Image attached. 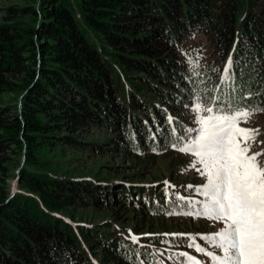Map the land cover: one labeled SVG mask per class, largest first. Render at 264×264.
Returning <instances> with one entry per match:
<instances>
[{
	"label": "trees",
	"instance_id": "trees-1",
	"mask_svg": "<svg viewBox=\"0 0 264 264\" xmlns=\"http://www.w3.org/2000/svg\"><path fill=\"white\" fill-rule=\"evenodd\" d=\"M36 2L2 8L0 102L4 94L17 98L0 103V264H184L180 253L160 259L131 237L155 249L189 250V239L180 234H189L190 225L175 223L170 231L152 219L174 220L176 212L193 210L178 198L192 187L141 178L103 185L61 173L56 152L125 151L150 167L195 136L197 97L215 98L211 106L223 102L226 111L264 107V0ZM25 15L31 21L21 19ZM194 35L211 49L201 67L191 59ZM229 56L235 84L222 75ZM255 116L264 136V112ZM93 129L110 139L91 140ZM13 168L18 182L11 197ZM182 169L172 167L170 178ZM108 205L118 223L133 221L130 237L110 232V223L98 230L65 218L76 209ZM143 229L149 232L141 234ZM206 229L199 224L193 236L200 239Z\"/></svg>",
	"mask_w": 264,
	"mask_h": 264
},
{
	"label": "snow or ice",
	"instance_id": "snow-or-ice-1",
	"mask_svg": "<svg viewBox=\"0 0 264 264\" xmlns=\"http://www.w3.org/2000/svg\"><path fill=\"white\" fill-rule=\"evenodd\" d=\"M236 74L229 56L222 72L224 80L235 84ZM214 99L196 98L193 111L205 114L199 115L197 120L198 135L177 148L197 158L196 164L202 166L197 171L206 179L205 185L195 189L204 199H189L187 203L195 210L182 214L222 221L225 227L218 233L200 236L216 251L202 247L196 236H188V247L209 257L211 264H264V164L259 161L264 153L249 155V142H255L259 129L240 126L255 114L264 112V107H237L226 111L223 102L215 108L211 106ZM179 255L186 264H201L188 253Z\"/></svg>",
	"mask_w": 264,
	"mask_h": 264
},
{
	"label": "rangeland",
	"instance_id": "rangeland-1",
	"mask_svg": "<svg viewBox=\"0 0 264 264\" xmlns=\"http://www.w3.org/2000/svg\"><path fill=\"white\" fill-rule=\"evenodd\" d=\"M37 2L36 0H0V23L3 22L4 12L2 11V8L8 5H35ZM73 9L75 12L76 19L80 25V27H84V19L81 16L78 8L73 5ZM21 19L24 21H31V17L28 15L23 16ZM88 38L89 40L96 44L97 48L101 50V44L96 35L92 33V31H88ZM187 41L189 39L186 38ZM185 40V41H186ZM193 45H195V49L192 48L193 52H191V59L195 63V65H198L201 67V64L207 62V56L211 52L210 47L205 43V39L201 35H194L192 36V39H190ZM16 95L14 94H4L1 96V102L4 104H10L16 101ZM196 115H199L196 113ZM205 115V114H203ZM199 116H197L196 119V128L199 129L200 125L197 123ZM253 118L250 119L248 123H242L240 126L244 128H252V129H258L257 126H253L252 123ZM198 133L194 138H196ZM91 140L98 141V142H107V140L110 139V134L102 129H93L90 131L89 136ZM192 138V139H194ZM191 139V140H192ZM264 136L258 134L256 136L255 142H249L251 145V150L249 152V155L254 153H264ZM189 140L188 142H190ZM187 142V143H188ZM58 154V157L56 158L55 162L56 167H58L59 171L61 173H66L69 176L72 177H78V178H95L97 180H100L103 185L105 184H113V183H130L133 182L136 178L142 179L143 183H154L159 181H166V182H175L181 184L184 187H189L191 185L194 187V192L192 191L191 198L193 200H203L204 197L198 195L195 192V189L197 187H201L205 185L206 179L201 176L200 172L197 171L198 168H201L202 166L196 164V159L193 155L190 153H182L179 150H172L170 153L167 154V156L157 157L151 164V166H146L144 164L138 163L134 161L131 158V155L126 153L125 151H118L116 153L114 152H107L103 154H93L90 152H56ZM147 159V158H143ZM15 166L18 165L19 161L21 160L20 157L14 158ZM259 161L261 164H264V154L259 156ZM195 164V167L193 166ZM183 166V169L178 172L176 177L170 178V170L174 166ZM18 168H13L11 170L12 177L9 178L8 182L10 185V190L12 192L13 186L14 190L16 191L17 183H15V175L17 174ZM14 174V176H13ZM133 180V181H132ZM136 181V180H135ZM174 185V188H179L180 185ZM106 187V186H104ZM108 188V187H106ZM109 189V188H108ZM110 204V203H109ZM111 206V205H110ZM109 205L103 209H100L99 211L93 210L92 208H82V209H76L74 211L69 212L71 214V217L69 215H66V220L72 223L73 225H82L87 228H96L98 230L105 229L106 225L103 223H110L111 229L110 232L116 233V231H119L118 233L121 235V233L124 232L122 236L130 237L131 235V226H133V221L128 219V222H124L126 224L122 225L121 223L117 222V219L114 218L112 215V211H114V207H110ZM198 207V205H197ZM128 210V209H127ZM128 215L130 214V211H127ZM63 216L62 213L58 214ZM64 217V216H63ZM153 222H157L158 224L164 223L170 231L172 230V225L175 223H184L190 225L189 231L187 233L193 234L197 230V226L199 224L205 225L207 229L205 232L209 231H219L222 230L224 227L221 225V223H210V222H196V221H189V220H182V219H174V220H164V219H152ZM183 224V225H184ZM126 227L125 229L121 227ZM149 232V229H143L141 230V234H145ZM150 232H160L157 229H152ZM185 232V231H182ZM140 236V235H139ZM138 240V235L135 236ZM136 240V241H137ZM139 241V240H138ZM214 251V250H213ZM87 255L92 258L94 261L98 258L97 256L94 257L92 255L91 251L89 249H86ZM96 258V259H95ZM205 264H210L205 260L202 259Z\"/></svg>",
	"mask_w": 264,
	"mask_h": 264
},
{
	"label": "water",
	"instance_id": "water-1",
	"mask_svg": "<svg viewBox=\"0 0 264 264\" xmlns=\"http://www.w3.org/2000/svg\"><path fill=\"white\" fill-rule=\"evenodd\" d=\"M24 165V158L22 159V162H21V165H20V168L22 167ZM19 168V169H20ZM17 173H18V171H17ZM18 182V177L16 178V180H15V183H17ZM16 193V191L14 190V186H13V190H12V192H11V197L14 195Z\"/></svg>",
	"mask_w": 264,
	"mask_h": 264
}]
</instances>
